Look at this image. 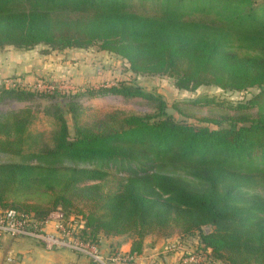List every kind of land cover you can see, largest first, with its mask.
<instances>
[{
	"label": "trees",
	"instance_id": "trees-1",
	"mask_svg": "<svg viewBox=\"0 0 264 264\" xmlns=\"http://www.w3.org/2000/svg\"><path fill=\"white\" fill-rule=\"evenodd\" d=\"M39 45L114 54L129 76L101 91L155 111L82 121L78 89L2 84L0 102L47 100L52 125L32 132L31 106L0 110L1 211L38 224L71 215L81 222L73 237L96 248L125 237L128 252L109 253L124 264L147 236L174 233L196 239L204 264H264V0H0V50ZM156 75L187 92L255 91L235 103L205 98L224 113L194 124L138 81Z\"/></svg>",
	"mask_w": 264,
	"mask_h": 264
},
{
	"label": "rangeland",
	"instance_id": "rangeland-1",
	"mask_svg": "<svg viewBox=\"0 0 264 264\" xmlns=\"http://www.w3.org/2000/svg\"><path fill=\"white\" fill-rule=\"evenodd\" d=\"M47 52L42 45L28 50L12 47L0 50V86L5 84L10 88V86L15 85L18 88L32 90L36 82L40 81L55 84L57 87L65 85L66 87L63 88L66 89L55 90L66 92V94L77 92L78 89L80 91H78L77 99L82 109L80 115L82 121L90 122L107 112L115 110L138 114L153 113L155 111L154 105L149 104L145 99L139 97L125 98L108 91H101V89L115 86L118 81H125L129 76L124 63L114 54L98 51L96 47L87 50L66 49L62 52ZM138 81L146 91L155 96L158 95L164 100L167 112L173 114L178 120H183L185 117V121L194 124H200V119L203 117L214 118L224 113L216 107L202 105L205 98L217 100V102L235 103L248 98L255 91L254 89L242 92L220 91L216 86L207 85L200 86L193 92H187L177 90L172 78L164 75L147 78L139 77ZM8 82H10V85H8ZM82 86L83 89L87 88L88 92H82ZM174 104L177 105L179 111L173 109L172 105ZM22 106H31L32 111L34 110L32 112L34 117L31 124H29V129L32 132H49L51 130V119L43 113V110L48 106L47 100L41 99L32 102L30 100L13 101L8 99L0 102V110L19 109ZM3 158V156L0 157V159ZM49 216L43 224L32 221L36 224L34 231L40 234L41 239L0 232V264H53L60 252L72 253L93 264H100L87 255L59 245L57 241L48 246L46 237L53 240V238L59 236V232L55 230L57 222ZM28 217L32 220L31 215ZM61 222L68 227L76 225L74 227H77V229L81 226L78 219L68 214H66V217L62 216ZM168 237L150 236L149 244L154 243L156 239H160L161 242H164L162 245L164 250L183 249V243H180L181 239L178 242L164 239ZM115 238L120 239H112L111 241L107 240L108 238L101 239L97 249L99 258L103 262H106L109 258L104 253L106 254V249L109 248L111 242L110 246H114L126 240L125 237Z\"/></svg>",
	"mask_w": 264,
	"mask_h": 264
},
{
	"label": "built area",
	"instance_id": "built-area-1",
	"mask_svg": "<svg viewBox=\"0 0 264 264\" xmlns=\"http://www.w3.org/2000/svg\"><path fill=\"white\" fill-rule=\"evenodd\" d=\"M10 85V82H8ZM66 87L65 85H62ZM61 86H56L55 84H49L45 82H36L33 86L32 90L35 91H52L55 89H66ZM56 223L55 230L59 232V236L50 239V237H46L48 246L53 242H58L59 245H62L67 248H71L76 250L77 252L87 255L93 261H97L100 264H112L119 261V256H111L107 258L106 262L100 260V256L98 253V249L87 243L83 242L75 237H73V228L65 226L62 222V214L60 212H52L49 216ZM64 226H63V225ZM36 228V224L32 222V220L25 214L17 213L13 210H4L0 212V232H9L13 235L20 236H33L35 238H40V234L37 231H34ZM180 264H204L207 263V259L205 256L199 251H195L194 248L186 249L183 248L180 250Z\"/></svg>",
	"mask_w": 264,
	"mask_h": 264
},
{
	"label": "crops",
	"instance_id": "crops-1",
	"mask_svg": "<svg viewBox=\"0 0 264 264\" xmlns=\"http://www.w3.org/2000/svg\"><path fill=\"white\" fill-rule=\"evenodd\" d=\"M112 239H120V238H108L107 240ZM163 239V238H161ZM166 240L171 239L173 241H180V238L177 234H174L173 236H170L168 238H164ZM150 236H147L143 241V249L142 253L137 256L132 264H180V255H181V249H175V250H164L162 245L164 242L160 239L154 240V243H150ZM110 243V242H109ZM108 243V244H109ZM112 243V242H111ZM106 249V254L104 255L109 256L110 251H117L118 254L124 255L128 252L130 244L129 240H124L121 243H118L117 245L110 246ZM180 243H183V248L190 249L193 248L194 244L196 243L195 238L190 239H184ZM106 256V257H107ZM53 264H93L90 261H87L83 259L82 257H77L72 253H66V252H60L57 254V257L55 259V262ZM112 264H124L121 261H117Z\"/></svg>",
	"mask_w": 264,
	"mask_h": 264
},
{
	"label": "water",
	"instance_id": "water-1",
	"mask_svg": "<svg viewBox=\"0 0 264 264\" xmlns=\"http://www.w3.org/2000/svg\"><path fill=\"white\" fill-rule=\"evenodd\" d=\"M203 230L207 233L210 231V227L207 225V226H204L203 227Z\"/></svg>",
	"mask_w": 264,
	"mask_h": 264
}]
</instances>
